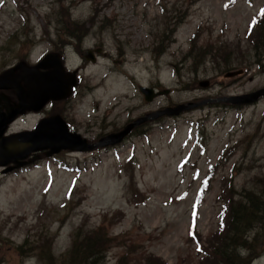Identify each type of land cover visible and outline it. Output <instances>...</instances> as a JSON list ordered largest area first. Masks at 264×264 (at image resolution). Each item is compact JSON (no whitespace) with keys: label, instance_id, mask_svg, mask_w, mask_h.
Returning <instances> with one entry per match:
<instances>
[{"label":"rangeland","instance_id":"374dc122","mask_svg":"<svg viewBox=\"0 0 264 264\" xmlns=\"http://www.w3.org/2000/svg\"><path fill=\"white\" fill-rule=\"evenodd\" d=\"M263 6L264 0H0V72L21 60L34 65L55 48L70 71L82 63L84 48L105 52L77 71L66 99L23 114L7 136L59 114L71 131L97 140L151 110L210 99L148 121L114 145L40 151L23 169L0 168V264L198 262L205 254L193 241L192 221L206 246L227 189L234 201L245 202L249 191L264 195V95L249 104L212 102L264 87V54L246 34ZM192 42L212 43L197 67ZM221 48L231 51L227 64ZM139 85L170 92L147 102ZM210 171L201 202L197 191ZM101 225L115 238L110 246L91 257L73 249ZM244 234L257 254L250 264H264V225ZM243 246L241 256L250 251Z\"/></svg>","mask_w":264,"mask_h":264},{"label":"water","instance_id":"95a60500","mask_svg":"<svg viewBox=\"0 0 264 264\" xmlns=\"http://www.w3.org/2000/svg\"><path fill=\"white\" fill-rule=\"evenodd\" d=\"M101 50V48H98L96 52L100 53ZM82 56L87 61H96L94 51L91 49L84 50ZM47 67H51V69L46 72L43 71ZM17 70L20 73H16ZM75 83V73L66 72L60 56L54 53L44 56L36 65L28 66L26 62L20 61L0 73V90L11 89L17 97V102L10 104L8 96L0 93V101H5L3 106L0 105V166L9 163L14 165L3 169V173L21 168L27 164L21 160L27 158L32 152L46 150L47 156L61 150L90 152L120 142L135 126L161 116L177 115L183 110H189L200 103L210 102L209 99L196 104L193 102L180 103L174 107L168 106L148 112L127 123L120 131L109 133L97 142H89L79 133L70 131L68 124L60 115L41 119L33 130H24L9 136L3 135L8 125L18 115L29 110L38 111L49 101L66 98ZM199 84L205 88L209 85V81L204 80ZM138 89L147 102L170 92L169 88L155 89L146 85H139ZM262 95H264V87L240 95L218 97L212 102L218 101L234 105L249 104ZM2 107L5 108V111L1 110Z\"/></svg>","mask_w":264,"mask_h":264},{"label":"trees","instance_id":"16d2710c","mask_svg":"<svg viewBox=\"0 0 264 264\" xmlns=\"http://www.w3.org/2000/svg\"><path fill=\"white\" fill-rule=\"evenodd\" d=\"M247 36H252L254 48L258 50L259 54H264L260 46H264V6L257 12L251 22H249L246 29ZM197 35H195L196 38ZM168 38L163 37L162 42L166 43ZM212 48V43H205L204 45H197L196 42H192L190 53L192 54L193 66L197 67L205 62V57L207 54H212L210 49ZM166 46L157 48L156 54L160 55L165 51ZM222 58L226 64L228 63V56L231 51L224 52L221 48ZM203 62V63H202ZM75 87L73 88V90ZM203 128L196 127V135H202ZM132 154V153H131ZM129 161L133 156L129 157ZM212 167V166H211ZM213 169V168H211ZM214 170V169H213ZM213 175V171H210L208 175L203 177V180L198 188L197 197L201 198L203 201V193L209 188V180ZM226 194L228 195V203H224L219 215V225L216 231L209 236L207 239V244L204 246V241H202L201 236L195 232V222L192 221L191 233L194 238L193 241L196 244V248L199 251L204 252V256L194 264H250L257 254L254 253V248H251L248 244V238L243 239L254 226L255 223H259L260 226L264 225V195L261 193H255L249 191L245 195V202L234 201L232 194H230L229 189H227ZM197 204V202H196ZM198 205V204H197ZM237 238L242 241L237 243ZM115 238H109L107 236L105 227L103 225L88 230L85 232L84 237L81 240H76L73 247L74 250H82L85 253H89L90 257L94 256L95 253L100 252L105 247L110 246ZM240 244H244L243 247H249L250 251L245 256H241L237 249ZM252 245V244H251ZM204 247V248H203ZM208 247V248H206ZM145 264H165L159 258H148Z\"/></svg>","mask_w":264,"mask_h":264},{"label":"flooded vegetation","instance_id":"af4514ba","mask_svg":"<svg viewBox=\"0 0 264 264\" xmlns=\"http://www.w3.org/2000/svg\"><path fill=\"white\" fill-rule=\"evenodd\" d=\"M82 42V39H81V41H80V43ZM64 47V46H63ZM87 48H89V49H91V50H93L94 52H95V56H98L99 55V53H97L96 52V49H98L99 47L97 46V45H94L92 48L91 47H86V48H84V49H87ZM83 49V50H84ZM83 50L82 51H80L81 53L83 52ZM48 53H56V54H58L59 56H60V58H61V60H62V62L64 63L65 62V57H64V51L62 50V48H55L54 49V51H49ZM48 53H45V56H46V54H48ZM101 54H105V52L103 51V52H101ZM83 59V58H82ZM86 64V60H82V63L80 64V66H78L77 68H75L76 70H71L70 72H74L75 74H77L76 75V78L78 77V70L79 69H82L83 67H84V65ZM65 65V64H64ZM51 69V67H47V68H45V69H43V71H48V70H50ZM18 73V72H17ZM78 81L76 80V83H77ZM75 83V84H76ZM22 84H23V82H22ZM151 87H153V88H156V89H161L162 87L160 86H157V85H150ZM5 91H10L11 92V94H6V92ZM72 91V90H71ZM0 93H2V94H5V95H7L8 96V102L10 103V104H14V103H16L17 102V97H16V95H15V92L13 91V90H10V89H2V90H0ZM155 99V98H154ZM54 102H57V101H50L48 104H45L40 110H38V111H34V110H29V111H26L25 113H24V115H27V114H30V113H34V112H39V111H43L44 109H46V107L47 106H49V105H53V103ZM5 104V101L4 100H1L0 101V105H4ZM159 108H162V107H159ZM158 109V108H157ZM2 111H5V108L4 107H2V109H1ZM154 110H156V109H154ZM154 110H151V111H154ZM151 111H149V112H151ZM148 113V112H147ZM146 114V113H145ZM54 115H57V114H54ZM54 115H51V116H54ZM59 115V114H58ZM23 116V114L22 115H20V116H18V118H20V117H22ZM51 116H48V117H51ZM43 118H46V116L45 117H42L41 119H43ZM41 119H39V121L41 120ZM134 119H131V120H128L126 123H125V125L127 124V123H129V122H131V121H133ZM37 123H38V121H37ZM36 123V124H37ZM35 124V125H36ZM35 125L33 126V128L35 127ZM68 125L70 126L71 125V122L70 121H68ZM124 124H123V126H121L119 129H117V130H115V131H111L110 133H112V132H118V131H120L124 126H125ZM142 125H144V124H141V125H138V126H135L131 131H130V133L124 138V139H127L128 137H130L132 134H133V132H135L136 130H138L139 129V127H141ZM98 135H100V133H98L97 134V136ZM101 136V135H100ZM99 136V137H100ZM102 138V137H101ZM99 140V138L97 139V140H94V139H87V141H90V142H95V141H98ZM40 151H38V152H32V153H30V155H28L27 156V158H25V159H23V160H21V161H25L27 164H25L24 166H22V168H20V169H23V168H25V167H27V166H29V165H32L33 163H36V161H34L37 157H38V153H39ZM41 153H45V155H46V150H43V151H41L40 152V154ZM34 161V162H33ZM38 161V160H37ZM9 166H14L13 165V163H9V164H7V165H5V166H3L2 167V169H1V172H2V170L3 169H6L7 167H9ZM14 170H16V169H12V171H14Z\"/></svg>","mask_w":264,"mask_h":264}]
</instances>
